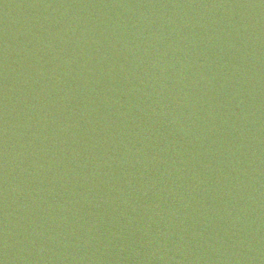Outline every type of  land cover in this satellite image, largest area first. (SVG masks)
Instances as JSON below:
<instances>
[{
	"label": "water",
	"instance_id": "95a60500",
	"mask_svg": "<svg viewBox=\"0 0 264 264\" xmlns=\"http://www.w3.org/2000/svg\"><path fill=\"white\" fill-rule=\"evenodd\" d=\"M264 125V0H0V182Z\"/></svg>",
	"mask_w": 264,
	"mask_h": 264
}]
</instances>
